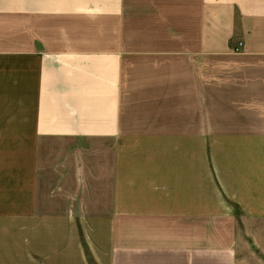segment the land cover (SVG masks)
<instances>
[{
	"label": "crops",
	"instance_id": "1",
	"mask_svg": "<svg viewBox=\"0 0 264 264\" xmlns=\"http://www.w3.org/2000/svg\"><path fill=\"white\" fill-rule=\"evenodd\" d=\"M0 264H264V0H0Z\"/></svg>",
	"mask_w": 264,
	"mask_h": 264
},
{
	"label": "built area",
	"instance_id": "2",
	"mask_svg": "<svg viewBox=\"0 0 264 264\" xmlns=\"http://www.w3.org/2000/svg\"><path fill=\"white\" fill-rule=\"evenodd\" d=\"M241 46H242V44L241 43H239L238 45H237V47L234 49V53H239L240 51H241Z\"/></svg>",
	"mask_w": 264,
	"mask_h": 264
}]
</instances>
